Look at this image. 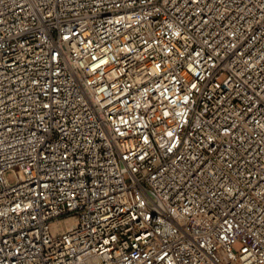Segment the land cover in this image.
<instances>
[{
    "label": "built area",
    "instance_id": "built-area-1",
    "mask_svg": "<svg viewBox=\"0 0 264 264\" xmlns=\"http://www.w3.org/2000/svg\"><path fill=\"white\" fill-rule=\"evenodd\" d=\"M0 264H264V0H0Z\"/></svg>",
    "mask_w": 264,
    "mask_h": 264
},
{
    "label": "rangeland",
    "instance_id": "rangeland-1",
    "mask_svg": "<svg viewBox=\"0 0 264 264\" xmlns=\"http://www.w3.org/2000/svg\"><path fill=\"white\" fill-rule=\"evenodd\" d=\"M7 179H8V181H9L10 183L15 182L14 175H13V173H11V172L7 174Z\"/></svg>",
    "mask_w": 264,
    "mask_h": 264
},
{
    "label": "bare ground",
    "instance_id": "bare-ground-1",
    "mask_svg": "<svg viewBox=\"0 0 264 264\" xmlns=\"http://www.w3.org/2000/svg\"><path fill=\"white\" fill-rule=\"evenodd\" d=\"M66 224L68 225V228L73 225V221L71 219L66 221Z\"/></svg>",
    "mask_w": 264,
    "mask_h": 264
}]
</instances>
